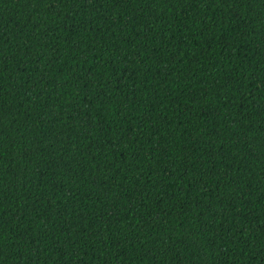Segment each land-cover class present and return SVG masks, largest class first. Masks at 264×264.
I'll return each mask as SVG.
<instances>
[{
  "label": "trees",
  "instance_id": "16d2710c",
  "mask_svg": "<svg viewBox=\"0 0 264 264\" xmlns=\"http://www.w3.org/2000/svg\"><path fill=\"white\" fill-rule=\"evenodd\" d=\"M0 264H264V0H0Z\"/></svg>",
  "mask_w": 264,
  "mask_h": 264
}]
</instances>
